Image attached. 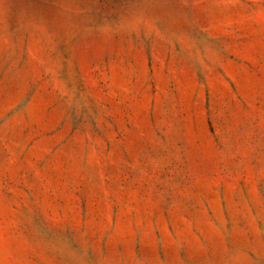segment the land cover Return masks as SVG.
Wrapping results in <instances>:
<instances>
[{
    "label": "rangeland",
    "instance_id": "rangeland-1",
    "mask_svg": "<svg viewBox=\"0 0 264 264\" xmlns=\"http://www.w3.org/2000/svg\"><path fill=\"white\" fill-rule=\"evenodd\" d=\"M0 264H264V0H0Z\"/></svg>",
    "mask_w": 264,
    "mask_h": 264
}]
</instances>
